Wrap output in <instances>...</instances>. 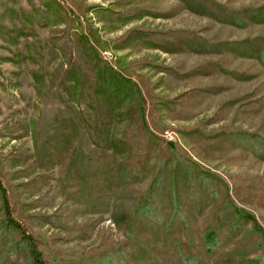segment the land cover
<instances>
[{"label":"rangeland","instance_id":"374dc122","mask_svg":"<svg viewBox=\"0 0 264 264\" xmlns=\"http://www.w3.org/2000/svg\"><path fill=\"white\" fill-rule=\"evenodd\" d=\"M262 6L0 0V181L51 264H264V150L252 139L264 140V66L220 45L264 37L262 11H245ZM173 156L192 165L177 176L180 226L137 233L125 211ZM174 164L166 187L155 182L158 214L170 215ZM241 212L258 226L207 254L200 234Z\"/></svg>","mask_w":264,"mask_h":264},{"label":"trees","instance_id":"16d2710c","mask_svg":"<svg viewBox=\"0 0 264 264\" xmlns=\"http://www.w3.org/2000/svg\"><path fill=\"white\" fill-rule=\"evenodd\" d=\"M245 11H251L253 14L256 12L258 13L259 11H262V14H264V6H262L259 9H254V8H249L246 9ZM256 13V14H257ZM260 14V15H262ZM215 45V44H214ZM213 45V46H214ZM220 45L226 46L228 50L234 53H238L239 55L243 56H248L252 58L258 59L264 66V37L259 36V37H254L250 39H244V40H233V41H227L225 43H220ZM114 70V69H113ZM236 77L238 78H243L244 75L237 73L235 74ZM125 81V80H124ZM126 82L129 85H135V82L132 81L130 78H126ZM238 139L243 140V141H248L246 136L239 135ZM255 142L253 144H256L254 147V151L260 155H263L261 153L262 150H264V140L261 141L260 144L259 140L257 143V138L253 137ZM251 139V140H252ZM250 140V141H251ZM263 147L258 150V146ZM168 157V156H167ZM170 161H174V167H173V172H172V181H173V191L175 193V197L171 201V211L170 215L163 213L158 214L156 211H162V207H158L160 202L158 200L155 201V194L153 193V189L155 188L156 184H160L161 187H166V179H167V174H166V169L167 165L169 164ZM170 161L164 160V162L160 165L159 170L157 172V175L154 177L153 183L150 185V189L147 191V193L142 196L139 200H136L134 205L126 209L125 215L128 218H132L131 222L135 221L137 224H140L137 229V233H141V228L146 231H150L152 235L159 234L160 231L163 230L165 233V238L167 237L166 234V227L164 226L163 222L161 220H166L170 224V227L172 229L177 228L180 226L178 222V218L181 215V206H180V201H178V196L176 193H179L180 188L178 187V172H179V166L181 167L182 164L187 166L192 165L189 163H185L183 161L178 160L175 156ZM182 163V164H181ZM75 168V177L79 179V182L82 183L84 180H86V175H83V164H78L74 166ZM197 169V168H196ZM195 173L199 175V179H195L197 182H200L203 186H207L208 184V177L209 174L208 172H202L200 169L196 170ZM189 175V174H188ZM191 175V176H190ZM189 177L195 176V174H190ZM190 179V178H189ZM194 180V181H195ZM156 182V184H155ZM163 192V191H162ZM226 193L228 194V191L226 190ZM210 195L208 194L207 197ZM11 195L8 190L4 186V183L0 181V198H1V209L3 211V219L1 220V235L2 238L8 242V251L6 254L0 253V261H5L6 258H9L12 255L16 256H24L26 259V262L28 264H51L44 256V252L40 247V241L39 239L33 235L28 227L19 220L15 216V207L12 204L11 201ZM211 197V196H210ZM214 197V196H213ZM140 208V210H139ZM144 208V209H141ZM124 217L127 218V217ZM253 223L255 227L258 226V221L255 219V217L250 214V213H245L241 212L239 219L235 222H230V221H222V224H219V227L216 229H211V230H205L200 234L201 238V244L206 251L207 254L213 255V253L220 249L224 248L227 245H229L233 240L237 238L239 233L243 231L247 223ZM158 223H161L163 225L162 228L158 226ZM156 226L157 228H154ZM144 227H151L149 229H145ZM264 236V232L262 234ZM178 248V245H176ZM174 246V249L176 248ZM122 255L125 256V253L122 252Z\"/></svg>","mask_w":264,"mask_h":264}]
</instances>
